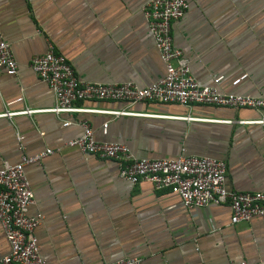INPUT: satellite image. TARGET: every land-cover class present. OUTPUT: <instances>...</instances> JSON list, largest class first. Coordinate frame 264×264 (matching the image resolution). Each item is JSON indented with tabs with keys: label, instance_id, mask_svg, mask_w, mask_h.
<instances>
[{
	"label": "crops",
	"instance_id": "obj_1",
	"mask_svg": "<svg viewBox=\"0 0 264 264\" xmlns=\"http://www.w3.org/2000/svg\"><path fill=\"white\" fill-rule=\"evenodd\" d=\"M148 1L0 0V41L17 64L14 76L0 75V168L54 151L24 168L34 195L28 215L43 218L34 233L47 264H264V216L231 225L227 205L185 209L167 190L121 179L114 161L67 146L87 122L95 141L122 144L134 158L220 160L227 190L264 193V127L238 123L264 118V110L83 101L76 106L140 115L22 113L54 104L30 68L48 44L84 83L160 80L165 68L142 11ZM186 1L171 37L193 78L220 93L264 96V0ZM8 252L0 225V258Z\"/></svg>",
	"mask_w": 264,
	"mask_h": 264
},
{
	"label": "built area",
	"instance_id": "obj_2",
	"mask_svg": "<svg viewBox=\"0 0 264 264\" xmlns=\"http://www.w3.org/2000/svg\"><path fill=\"white\" fill-rule=\"evenodd\" d=\"M188 8L186 0H149L142 9L165 68V74L160 80L146 87H137L130 82L84 83L78 80L66 58L55 53L48 44L45 54L31 60L30 68L48 85L54 104L45 110L26 109L22 113L30 115L47 112L56 116L99 113L112 117L140 115L125 109L107 111L76 106V103L83 101H118L128 105L147 102L174 104L183 108L206 105L232 110L263 111L264 96L220 93L213 87L201 86L193 78L188 60L184 58L181 50L174 47L171 37V24L179 20ZM16 71L17 64L9 45L0 41V75L3 73L14 76ZM245 77L241 76L233 84H238ZM184 119L192 120L190 117ZM238 123L264 127V118L241 120ZM68 125V122H64V126ZM79 125L82 134L68 141L67 146L77 148L83 155L114 161L120 178L131 184L148 183L156 191L167 190L179 199L185 209L227 205L231 212V225L248 222L254 216H264V193H242L226 189V164L223 161L185 154L176 158L137 159L122 144L95 141L87 122ZM106 126L107 124H103V129ZM53 153L54 151L47 149L34 155H22L18 163H5L0 168V225L9 245V252L0 258V264H47L40 255L34 233L43 218L41 215H28L29 207L34 204V195L24 168ZM105 264H140V260L129 258Z\"/></svg>",
	"mask_w": 264,
	"mask_h": 264
}]
</instances>
